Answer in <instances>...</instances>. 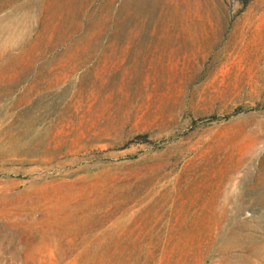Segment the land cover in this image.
<instances>
[{"label":"rangeland","instance_id":"374dc122","mask_svg":"<svg viewBox=\"0 0 264 264\" xmlns=\"http://www.w3.org/2000/svg\"><path fill=\"white\" fill-rule=\"evenodd\" d=\"M0 264H264V0H0Z\"/></svg>","mask_w":264,"mask_h":264}]
</instances>
